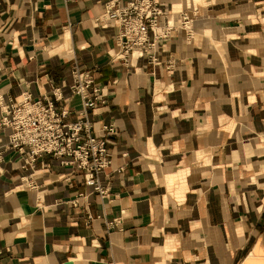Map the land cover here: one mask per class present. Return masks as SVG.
<instances>
[{"label":"crops","instance_id":"crops-1","mask_svg":"<svg viewBox=\"0 0 264 264\" xmlns=\"http://www.w3.org/2000/svg\"><path fill=\"white\" fill-rule=\"evenodd\" d=\"M110 1L0 0V115L58 88L79 119L73 69H90L108 103L89 118L112 155L101 197L53 154L24 166L7 150L0 264H264V0H160L176 23L195 15L156 63L116 58Z\"/></svg>","mask_w":264,"mask_h":264},{"label":"built area","instance_id":"built-area-1","mask_svg":"<svg viewBox=\"0 0 264 264\" xmlns=\"http://www.w3.org/2000/svg\"><path fill=\"white\" fill-rule=\"evenodd\" d=\"M194 15L185 10L180 14V23H176L173 13L160 0L110 1L105 17L117 27L116 58L129 63L133 58L147 56L151 62H158V43L171 37L178 25L186 27L191 34ZM71 89L83 98L82 117L75 121H66L69 111L57 107L54 98L60 99L58 88L53 89L52 95L44 94L36 99L24 93L22 101L0 115V133L11 129L9 141L0 145V167L9 149L25 154L24 166L36 161L39 155L50 153L62 164L81 170L85 184L106 197L110 186L101 180L100 174L112 162L111 150L108 140L96 134L95 121L89 118V113L106 105L108 99L90 69L78 66L73 69ZM103 128L113 132L115 125L104 124ZM87 197V192H80L73 203L78 205L80 198Z\"/></svg>","mask_w":264,"mask_h":264},{"label":"water","instance_id":"water-1","mask_svg":"<svg viewBox=\"0 0 264 264\" xmlns=\"http://www.w3.org/2000/svg\"><path fill=\"white\" fill-rule=\"evenodd\" d=\"M68 264H73L72 261H68Z\"/></svg>","mask_w":264,"mask_h":264}]
</instances>
